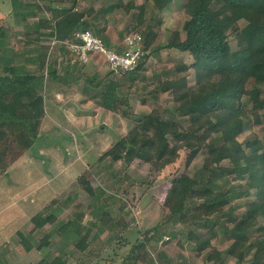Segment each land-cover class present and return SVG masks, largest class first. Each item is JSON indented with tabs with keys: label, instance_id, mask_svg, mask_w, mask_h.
I'll list each match as a JSON object with an SVG mask.
<instances>
[{
	"label": "trees",
	"instance_id": "obj_1",
	"mask_svg": "<svg viewBox=\"0 0 264 264\" xmlns=\"http://www.w3.org/2000/svg\"><path fill=\"white\" fill-rule=\"evenodd\" d=\"M82 1L12 0L15 22L0 24V174L41 137L47 115V86L57 83L55 91H62L83 79L84 92L94 87L90 97L99 105L131 120L129 130L99 160L110 157L129 165L140 159L159 168L178 156L181 145L185 154L202 153L203 161L196 172L184 168L174 174L171 192L165 198L168 212L164 221L185 224L186 237L194 240L199 254L207 250L205 260L210 264H229V257L239 264H264V147L259 134L241 137L246 119L251 116L259 123L264 108V0H128L122 6L127 12L136 9V23L120 31L116 39L106 25L90 18L95 6L89 0L82 6ZM117 2L111 0L104 13L114 11ZM165 9L179 11L182 27L170 28L166 41L154 45L164 22L160 12ZM243 19L247 21L244 25ZM86 29L118 50L126 48L125 42L122 44L126 34L140 32L147 53L134 69L119 75L110 68L100 75L89 66L93 58L81 62L64 42L80 41L77 32ZM44 37L58 42L43 43ZM232 37L237 40L235 49ZM162 48L176 50L179 56L170 66L155 69L148 80L150 53ZM65 51L76 62L59 67L58 59ZM191 70L195 72L193 82L188 78ZM76 71L80 74L74 79ZM126 85L143 89L141 102L155 106L146 113L133 112ZM164 92L172 97L173 106H160ZM224 174L242 181L238 189L229 186V177ZM77 181L97 199L89 171ZM221 181L230 184L221 186ZM77 197V192L55 197L32 216L35 229L49 223L50 236L40 239L38 248L48 245L55 233L62 242L59 253L49 252L37 264H68L70 254L65 248L70 244L87 251V256L94 228L103 224L99 232L104 231L107 219L114 217L104 210L97 220L84 221L85 212L80 210ZM72 204L78 208L68 219H59ZM115 222L111 235L122 237L131 224L122 216ZM161 225L146 229L124 260L175 264L163 250L157 249V258L150 252L154 236L161 238ZM198 227L207 228L206 233ZM219 233L231 241L225 248L212 242ZM18 234L26 249L34 247L22 230Z\"/></svg>",
	"mask_w": 264,
	"mask_h": 264
},
{
	"label": "rangeland",
	"instance_id": "obj_2",
	"mask_svg": "<svg viewBox=\"0 0 264 264\" xmlns=\"http://www.w3.org/2000/svg\"><path fill=\"white\" fill-rule=\"evenodd\" d=\"M89 1L96 8V12L90 18L93 20L97 19L102 25H106L112 31L115 39L120 31L124 30L125 32L128 27L136 23V9L133 8L127 12L122 6L128 0H118V7L114 11L107 12L106 14L104 13V8L111 3V0ZM89 1L83 0L82 6L87 5ZM134 1L135 3H141L144 0ZM10 7L12 8V0H0V24L9 22L6 17H9L10 14L6 17L2 15L6 14L5 11ZM155 10L158 11L156 7ZM160 14L164 17V22L162 28L158 29L159 36L154 42V45L164 43L170 28H181L183 23L179 11L165 9ZM246 22L245 19L241 20L242 25ZM18 27L21 28L22 26ZM53 40L54 38L52 37L49 39L44 37L43 43L50 45ZM122 44H124V41ZM231 44L234 49L237 48V40L234 37L231 38ZM54 53H50V58L55 56ZM177 56H179L178 51L165 48L150 53L147 60V66L149 67L147 71L148 80L153 78L155 69L170 66L178 58ZM90 58L93 59L89 63V66L93 63V68L97 69L100 75L111 70L102 55L92 54ZM186 58L191 60L188 56ZM58 60L60 61L59 67L68 62L72 64L76 62V58L72 57L70 59V54H67L66 51L61 52ZM78 74H80L79 71L73 73L74 79ZM117 74L120 75L119 72ZM188 78L190 82L195 80L194 70H191ZM56 85L57 83H52V86H47L46 94H48V99L46 98V102L52 117L58 120L57 122L50 120V123L62 125V128H59L58 135L54 139L44 140L40 138L29 149L30 151L28 150L29 155L32 154L33 157L37 158V161H34L33 167H31L34 173L33 179L27 178V168L24 165L16 169L17 164L15 167L13 166L14 169L5 171L2 177H0V228H13L16 221L24 220V215L19 213L17 209H13V206L17 207L25 203L29 205V202H31L33 208H35L46 201H40L46 196L45 193L52 195L53 191L57 192L58 187L63 186L67 190L64 197L70 192L72 194L75 192L78 193L76 202H80V210H84L85 212L82 218L83 220L86 221L90 218L97 220L99 218L98 215L100 216L104 210L114 215L113 218L107 219L108 224L106 223L107 225H104V231L99 232V227H102L101 225L103 224L94 228L91 235V245L88 247L89 254L87 256L85 255L87 251L78 250L73 244L65 248L70 254L68 264H134L130 261H124L125 257L130 254L132 244L138 237L144 236L146 229L152 228L158 223L162 224L160 226L162 230L161 238L158 239V234H156L149 244L150 252L155 258L158 255L157 249H160L167 253L170 259L175 260V264H181L183 262L190 264H210L205 260L207 250L199 254L194 240L190 241L186 237L187 228H185V224L176 221H164L165 214L168 212L165 198L171 192L174 174L184 168L190 173L196 172L202 164L203 154H185L181 145L178 156L169 161V163H165V165H159V168L140 159L135 160L129 165L122 160L113 161L110 157L101 161L99 157L102 153L129 130L131 120L118 112H116L117 114L113 113L111 117L106 108L97 112V102L93 97H90V94L94 93L95 89L91 86V89H87L88 91L84 92L83 86L85 84L83 79H80L78 82H71L63 90L60 99H57L56 96L51 97L56 89ZM124 90L131 96L133 102L131 110L133 112L137 114L143 113L145 110H150L155 106L154 103L141 102L140 95L145 91L140 87L126 85L124 86ZM52 101H55L54 104L57 108L55 111L52 110L53 108L50 104ZM165 104L173 106L172 97L167 92L161 94L160 106H164ZM70 110L73 114H70ZM260 113L261 120L259 123H254V119L251 116L246 119L245 131L241 137H255L259 134L260 143L264 147V108L260 110ZM59 139L60 141H58ZM43 143L45 146L41 148ZM50 143H53V145L47 147L46 145ZM49 153L50 155H47ZM51 153L56 155L58 161H54L56 159L55 155L51 156ZM62 156L65 157L64 163L61 161ZM190 159L191 161L189 162ZM87 171H89L90 180L97 188V199L96 197H91L77 181L80 175ZM223 176L225 178L229 177L231 185H229L230 183L221 181V186L227 183V185H233L238 189V184L242 182L235 175L228 176L224 174ZM8 179L10 181L7 183ZM38 184L39 186H37ZM35 186H37L34 190L36 195L33 194L32 190V194L29 196V202H26L22 196L23 192H27V189ZM10 190L11 192H9ZM33 198L37 199L35 203ZM124 201L125 205L123 206ZM29 206L31 209V205ZM76 208L78 207L72 204L62 212V216L59 219H68ZM13 213H16V221H13V223L3 221ZM121 216L131 226L122 232V237H113L111 235V228L115 227V221ZM101 222L103 221L101 220ZM45 227L37 229L34 232L32 239L35 245L39 243L40 239H45L50 236L47 231L49 228ZM117 228L122 229L123 227ZM197 230H201L202 234H204L207 228L198 227ZM59 236V233L54 234L51 242L44 246L45 252L55 254L61 250L60 245L62 242ZM179 238L180 241L178 240ZM212 242L219 248H225L231 241L223 238L219 233V236L214 238ZM21 245L25 247L23 244ZM21 245H19V248H22ZM30 253L23 257L26 260H28V257H30V260L34 259L35 252ZM227 263L239 264L234 257H229ZM243 264L247 263L245 262Z\"/></svg>",
	"mask_w": 264,
	"mask_h": 264
},
{
	"label": "crops",
	"instance_id": "obj_3",
	"mask_svg": "<svg viewBox=\"0 0 264 264\" xmlns=\"http://www.w3.org/2000/svg\"><path fill=\"white\" fill-rule=\"evenodd\" d=\"M11 9H12L11 7L9 9H7V11H5L6 14H4L2 16L6 17V16H8V14H10V16L6 17V18L8 19L9 23L11 25H13L14 24V17H13V14L11 13ZM90 67H94L93 63L90 65ZM61 94H63V90L62 91L56 90V91H54L52 93L51 97L53 98V97L56 96L57 99H60V95ZM80 97H82V96H80ZM54 103H55V101L50 102V104H51V106L53 108L52 109L53 111L57 110L56 105ZM96 104H97L96 105V111L97 112L102 110V109H104L103 106L99 105L98 103H96ZM107 110H108V114H110L111 117H112L113 113L117 114L116 112H114L112 110H109V109H107ZM150 110H145L143 113H146V112H148ZM46 111H47V115L45 116L44 121L42 123V134H41V137H39V139L40 138H42L44 140L54 139L55 137H57L59 128H62V125H56V124H51L50 123V120H53L55 122H57L58 120L56 118L52 117V115H51V113L49 111V107L47 105V102H46ZM70 114H73L71 110H70ZM48 123L51 124V125L49 126ZM58 141H60V139ZM50 145H53V143L52 144L50 143V144H48L46 146L49 147ZM43 146H45L44 143L42 144L41 148H43ZM53 149L56 150L55 148H53ZM29 151L27 150L17 160H15L13 162V164L7 170L11 171L13 166L15 167L16 164L18 165L16 167V169L20 168V166L24 165L25 168H27V171H26L27 178L28 179H33L34 173H33L32 169H31V167H33L34 161H37V158L33 157L32 154L29 155L28 154ZM47 155H50V153L47 154ZM52 155H55V154L51 153V156ZM55 158H56V155H55ZM25 160H27V162L23 164V162H25ZM64 160H65V157L62 156L61 157L62 163H64ZM54 161L55 162L58 161L57 158ZM29 164H31V165H29ZM2 175H3V173L0 174V177H2ZM9 181L10 180L8 179L7 183ZM9 185H11V184H9ZM37 186H39V184ZM37 186H35L33 188H30V189H27L26 190L27 192H23L22 196L24 197V200H26V202H29V196L32 194L31 193L32 190H33V194H35L34 190L37 188ZM8 189H9V187H8ZM66 191L67 190L65 189V187L60 186V187H58V191L57 192L53 191L52 195H47V193H45L46 196L43 199H41L40 201H44V200H46V201L42 202L39 206H37L35 208H33L31 202H29L30 203L29 205H31V209H30V206L27 203L17 206L18 208L16 206L15 207L13 206V209H17L19 211V213H22L24 215V217H23L24 220L16 221V219H17L16 213H13V214L9 215L7 217V219L3 220V221H6L8 223H11V222L13 223V221H16L15 222L16 224L13 226V228H8V229H1L0 228V264H29V263L37 264L45 255H47V253H49V252H45L44 251V248H45L44 246L42 248H38L37 245H34V247H32L29 250L26 249L25 247H23L21 245V244H23V241H22L21 236L18 234V231L22 230L24 232V234L26 236H28L30 241L34 244V241L32 239L34 237L33 234H34V232H36L37 229H41V228H36L35 229L34 223L32 221V216L37 211L42 210L43 208H45V206H47L50 203L49 201L52 200L53 198L65 195ZM9 192H11V190ZM36 201H37V199L35 198L34 199V203ZM54 207H56V205ZM61 214L62 213H60L59 217L62 216ZM48 225H49V223L46 222L45 224H43V227L46 226L45 228H47ZM19 245H21L22 248H19ZM30 252H32V253L35 252V255L33 256L34 259L30 260L29 259L30 257H28V260H26L23 256L31 254ZM59 252L60 251H58V253ZM22 258H24V259H22ZM157 263L160 264L159 262H157Z\"/></svg>",
	"mask_w": 264,
	"mask_h": 264
},
{
	"label": "built area",
	"instance_id": "obj_4",
	"mask_svg": "<svg viewBox=\"0 0 264 264\" xmlns=\"http://www.w3.org/2000/svg\"><path fill=\"white\" fill-rule=\"evenodd\" d=\"M77 36L80 41L64 42L81 62H88L92 53L98 52L105 58L108 66L116 72L134 69L147 53L142 45L143 35L140 32L126 34L124 38L126 48L124 50L105 45L103 40L89 29L78 31ZM57 42L54 39L52 43ZM51 51L52 48L49 52ZM181 264L190 263L184 262Z\"/></svg>",
	"mask_w": 264,
	"mask_h": 264
}]
</instances>
